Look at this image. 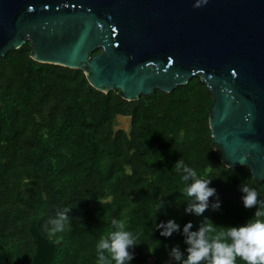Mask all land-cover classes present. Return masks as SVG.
I'll use <instances>...</instances> for the list:
<instances>
[{"label":"trees","instance_id":"1","mask_svg":"<svg viewBox=\"0 0 264 264\" xmlns=\"http://www.w3.org/2000/svg\"><path fill=\"white\" fill-rule=\"evenodd\" d=\"M29 51L26 42L0 57V264H97L96 245L115 230L114 218L138 238L130 264H178L169 251H185L183 235L161 236L156 225L191 222L195 231L205 218L228 227L253 217L239 189L245 183L264 201V178L222 165L208 129L212 96L198 76L125 101L91 88L78 69L32 61ZM181 158L216 190L201 216L185 212L174 167ZM65 207L70 225L52 233L46 222Z\"/></svg>","mask_w":264,"mask_h":264},{"label":"water","instance_id":"2","mask_svg":"<svg viewBox=\"0 0 264 264\" xmlns=\"http://www.w3.org/2000/svg\"><path fill=\"white\" fill-rule=\"evenodd\" d=\"M0 0V57L78 69L125 101L198 76L211 145L226 168L264 178V0ZM99 49L96 54L92 52ZM148 257L145 264H154Z\"/></svg>","mask_w":264,"mask_h":264},{"label":"clouds","instance_id":"3","mask_svg":"<svg viewBox=\"0 0 264 264\" xmlns=\"http://www.w3.org/2000/svg\"><path fill=\"white\" fill-rule=\"evenodd\" d=\"M205 3L207 0H198L195 7ZM174 167L186 185L183 191L189 202L185 212L201 216L210 206V197L216 196V190L209 187L210 180L201 179L197 171L186 165L182 158L175 162ZM239 190L243 206L246 209H256L253 217L243 225L215 226L207 218L201 221L195 231L191 230V222L185 223L182 230L175 220L156 225V228L161 229V236L170 237L176 232L183 235L185 251L182 252L179 246H174L169 251V256L174 261L178 264H236L239 258L243 264H264V201L259 200L257 191L245 183L241 184ZM163 207V200H160L156 205L157 212ZM219 207L217 198L211 203V208L218 210ZM70 210L71 208L65 207L56 213L55 218L46 222L51 225L52 233L63 232L70 225ZM111 224L115 230L101 238L96 245L97 264H130L134 259L131 249L139 245L138 238L125 230L124 224L119 220L114 218Z\"/></svg>","mask_w":264,"mask_h":264},{"label":"flooded vegetation","instance_id":"4","mask_svg":"<svg viewBox=\"0 0 264 264\" xmlns=\"http://www.w3.org/2000/svg\"><path fill=\"white\" fill-rule=\"evenodd\" d=\"M27 41L25 40V43H26ZM28 43V42H27Z\"/></svg>","mask_w":264,"mask_h":264},{"label":"rangeland","instance_id":"5","mask_svg":"<svg viewBox=\"0 0 264 264\" xmlns=\"http://www.w3.org/2000/svg\"><path fill=\"white\" fill-rule=\"evenodd\" d=\"M119 126H120V124H119Z\"/></svg>","mask_w":264,"mask_h":264}]
</instances>
